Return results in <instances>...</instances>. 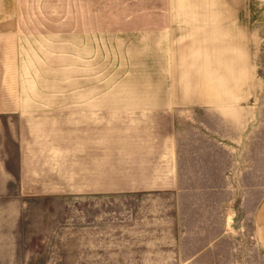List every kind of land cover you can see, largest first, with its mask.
I'll return each instance as SVG.
<instances>
[{
	"label": "rangeland",
	"instance_id": "1",
	"mask_svg": "<svg viewBox=\"0 0 264 264\" xmlns=\"http://www.w3.org/2000/svg\"><path fill=\"white\" fill-rule=\"evenodd\" d=\"M172 1L0 0V33L13 28L3 22L21 24L16 41H0L3 66L16 52L24 113L31 122L55 125L31 131L37 144H79L87 133L81 122L96 107L102 126L93 132L102 134L107 165L118 143L120 151L141 152L158 147L153 139L171 137L179 174L171 192L101 200L83 195L29 198L15 259L0 249V264L119 263L101 260L106 256L101 249L95 254L93 244L102 239L88 236L87 227L102 209L109 219L125 218L132 205L136 218L174 220L173 235L167 236L174 238L175 251L181 232L188 246L207 243L214 251L193 256L196 264L203 258L204 264H264V244L257 234L261 219L255 218L264 217V0H254L250 96L233 102L219 86L210 101L221 102L197 106L172 101V51L193 54L195 44L215 38L196 31L177 50ZM193 77L198 80L196 73ZM148 228L153 227L137 229ZM139 235V246L161 237Z\"/></svg>",
	"mask_w": 264,
	"mask_h": 264
},
{
	"label": "crops",
	"instance_id": "2",
	"mask_svg": "<svg viewBox=\"0 0 264 264\" xmlns=\"http://www.w3.org/2000/svg\"><path fill=\"white\" fill-rule=\"evenodd\" d=\"M170 5L174 6L169 14L176 23L173 46L177 50L183 49L181 45L185 41L194 39L196 31L200 35L208 31L215 38L209 43L202 41L195 44L193 54L172 51V92L175 94L172 101L185 106L216 104L222 100H210L213 96L217 97L214 93L219 86L228 90L227 95L233 98V102L250 96L253 88L250 75L254 0H173ZM3 23L13 28L0 33V41H16L17 25L21 24L17 21ZM14 55V59L4 66L0 56V249L11 252L7 255L8 259H15L23 207L29 198L83 195L101 200L111 196H134L142 192H171L176 189L179 183L178 159L174 158L171 137L153 139L151 144L158 147L144 148L141 152L133 149L120 151L118 143L113 162L106 164L102 134L93 132L102 126L100 108L94 107L93 115L81 122L87 133L82 135L79 144L73 146L63 141L62 144L45 145L44 148L37 144L31 131L55 125L52 121L46 126L39 121L31 122L30 115L24 113L23 107L27 103L20 98L16 52ZM195 73L198 80L193 77ZM193 94H197L200 101L194 99ZM205 95L209 98L204 99ZM134 207L128 208L127 217L113 219H109L108 214L101 215L105 212L102 209L100 214L96 213L95 221L89 222L88 236L99 235L102 239L101 243L93 244V248L97 249L96 255L99 249L106 254L101 260L120 261L113 264H196L192 261L193 256L214 251L206 242L202 247L188 246L183 232L175 251L174 238L169 240L167 236L168 232L173 235L174 220L170 217L139 219L133 213L136 210ZM180 218V224L184 225L185 218ZM255 218L261 219L257 234L264 244V217ZM158 225L162 227L154 228ZM143 226L153 228L137 229ZM118 227L120 230L113 232ZM121 227L126 229L122 231ZM142 233L161 237L158 236L157 241L152 240L150 245L139 246L141 242L138 238ZM199 264H204V258Z\"/></svg>",
	"mask_w": 264,
	"mask_h": 264
}]
</instances>
